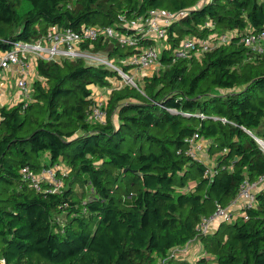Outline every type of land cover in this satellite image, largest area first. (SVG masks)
<instances>
[{"label": "trees", "instance_id": "1", "mask_svg": "<svg viewBox=\"0 0 264 264\" xmlns=\"http://www.w3.org/2000/svg\"><path fill=\"white\" fill-rule=\"evenodd\" d=\"M152 9L186 14L167 27L158 69L136 87L110 91L103 123L89 121L90 87L120 78L81 59L38 60L30 101L0 109L6 264H157L193 239L202 246L194 263L167 264H264V191L247 220L207 234L196 229L216 203L228 206L244 181L264 176L254 139L264 140V54L240 42L248 30H264V0H0V51L9 40L37 41L52 26H111L135 45L100 38L90 51L120 64L155 43L118 17L129 21ZM230 31L238 35L198 58H173L185 40ZM194 133L210 142L211 169L184 153ZM60 163L69 173L54 194L36 192L19 173Z\"/></svg>", "mask_w": 264, "mask_h": 264}, {"label": "built area", "instance_id": "2", "mask_svg": "<svg viewBox=\"0 0 264 264\" xmlns=\"http://www.w3.org/2000/svg\"><path fill=\"white\" fill-rule=\"evenodd\" d=\"M205 1V0H202ZM184 11L168 12L164 10H149L146 15L132 20H126L123 16L118 17L120 25L143 38L152 40L155 44L162 42L167 37V27L173 21L184 16ZM238 35L236 31L226 32L219 36H210L206 39L191 38L185 40L173 51L174 59L198 58L203 53L212 50L216 46L229 43ZM100 38L116 39L122 46H134L136 39L130 34H120L111 26H88L82 25L78 31L66 28L62 29L52 26L45 36L37 41H6L9 49L0 51V72H5L11 67L18 70V78L15 80V86L21 101L19 103H28L31 99L32 82H29L32 72L31 64H37L38 60L44 61H62L83 60L87 65L104 66L117 73L120 85H130L136 87L134 82L135 73L139 71L157 70L159 67V57L161 50L157 45L139 48L138 52L120 60V64L114 65L105 55H94L90 50L92 44ZM240 42L251 49L254 53L264 54V30L261 32H246L242 35ZM88 45L89 50L83 49ZM127 67L125 71L123 68ZM148 75V74H145ZM106 112L101 101L94 99L91 106L89 121L92 123H103ZM1 119V118H0ZM264 153V140L254 138ZM184 153L191 159L202 162V155H205L209 148V141L198 133L184 140ZM211 169V168H210ZM21 179L27 183L33 190L42 194H54L59 192L65 184V178L68 172L62 169L59 164L45 168L41 171H34L28 166L20 169ZM210 174L207 171V174ZM264 191V176L254 181H244L238 190L236 197L231 203L223 207L215 204L214 212L211 216L201 217L196 229L201 234H207L211 231L214 222L235 223L237 220H247V212L254 209L257 205L256 195ZM239 204V210H232L233 206ZM192 241L186 244L189 245ZM180 249L173 248L169 250L167 256L158 261L157 264H167L168 261L176 259L179 256ZM0 264H6L3 259Z\"/></svg>", "mask_w": 264, "mask_h": 264}, {"label": "crops", "instance_id": "3", "mask_svg": "<svg viewBox=\"0 0 264 264\" xmlns=\"http://www.w3.org/2000/svg\"><path fill=\"white\" fill-rule=\"evenodd\" d=\"M158 44H161V42H158L155 45H157V47L162 49L163 45L159 46ZM31 66H32V72H31V77L29 79V82H32V81L36 80V78H37L36 66L34 64L33 65L31 64ZM153 70L152 69L148 70V75H151V73L154 72ZM155 71H156V69H155ZM16 78H18V70L16 67H11L9 70H7L5 72H0V109L3 107L15 106L16 104H18L21 101V97H20L19 92L17 91V88L15 86ZM115 83H113V85H111L110 89L106 88L107 90H109V92L108 91L106 92L101 88H98L97 89L98 91L92 93L93 99H96V100H99L102 102L103 97H105L106 94L110 93V91L112 89L122 86L119 84V82H115ZM102 104H103V102H102ZM104 105L105 104H103V107H104ZM202 156H204L205 158H207V157L210 158V160H213V164H214L215 159H213L214 157H209L208 151L205 155H202ZM41 159H42L43 163H45V164L49 163L48 162V156L46 154H43ZM201 163H203L204 165L207 166V164L205 163V160L202 159ZM59 166L69 173V171H68L69 169L64 164L60 163ZM45 168H48V167L43 166V168L40 169L39 171H41ZM239 209H240L239 204L237 206L232 207V210H235V211H237ZM221 223H223V222H214L212 227H211V231L208 233L214 232L218 228L219 224H221ZM190 241H192V242L186 246V244ZM190 241H188L185 244V246L183 247L185 249L188 248L187 249L188 251L183 252L181 255H179L176 258V260H185V261H188L190 263H194L202 255L201 244L195 239L190 240ZM175 248H177V247H175Z\"/></svg>", "mask_w": 264, "mask_h": 264}, {"label": "rangeland", "instance_id": "4", "mask_svg": "<svg viewBox=\"0 0 264 264\" xmlns=\"http://www.w3.org/2000/svg\"><path fill=\"white\" fill-rule=\"evenodd\" d=\"M164 43H161V44H158L159 46H162ZM94 54V53H93ZM95 55V54H94ZM112 62H113V64L114 65H117L118 63V61L116 60V59H110ZM153 70V69H152ZM154 71V70H153ZM145 74H148V71H139V72H136L135 73V78H134V82H135V84L137 85L139 82H140V80H141V78L145 75ZM152 74V73H151ZM115 82H118V80L117 81H113V83H115ZM113 83H112V85H113ZM116 84V83H115ZM91 88V90H92V92H96V91H98L97 89H98V87H90ZM101 89H103L104 91H108L109 92V90H107V89H110V87H108L107 89L106 88H101ZM108 97H109V93L108 94H106L105 95V97H103V100H102V102H103V104H106V102H107V100H108ZM205 160V163L207 164V166H209L210 168L213 166V160H210V158H205L204 156H202V158H201V160ZM214 159V158H213ZM69 171V170H68ZM61 215H59L58 217H56L57 218V220H60V217ZM190 247V246H189ZM179 249H180V251L178 252L179 253V255H181L183 252H187L188 250V248H183V247H178ZM197 252V251H196Z\"/></svg>", "mask_w": 264, "mask_h": 264}]
</instances>
